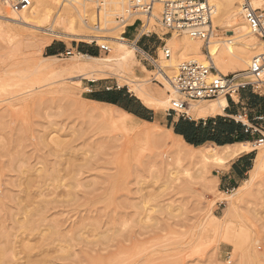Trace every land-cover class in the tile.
<instances>
[{"label":"rangeland","instance_id":"374dc122","mask_svg":"<svg viewBox=\"0 0 264 264\" xmlns=\"http://www.w3.org/2000/svg\"><path fill=\"white\" fill-rule=\"evenodd\" d=\"M115 1L110 10L116 14L127 0ZM251 1L264 10V0ZM242 3L231 9L232 16ZM10 11L0 0V264H264V170L245 184L249 172L235 188L239 192L223 191L220 177L239 156L220 163L191 162L175 154L172 144L180 142L171 134L167 116L175 98L157 67L146 69L136 51L134 73H129L132 83L116 75L93 82L61 74L75 63L72 57L81 53V45L97 49L98 56L104 57L110 52L100 45L109 43L73 37L70 24L63 20L55 24L57 34L18 25L6 19ZM160 11L156 7L157 15ZM88 12L90 16L97 11L89 6ZM78 14L74 13L79 21L76 29L95 36L93 20L86 25ZM236 18L242 21L243 16ZM108 19L106 29L120 30L115 16ZM151 23L155 26L150 35L162 44L184 34L169 33L155 20ZM213 29L212 42L229 38L214 23ZM109 34L105 30L97 35ZM179 42L181 37L175 36L174 43ZM60 44L65 45L63 52L52 55L58 59H47L49 47ZM72 48L78 51L68 56ZM168 49L172 56L175 47ZM210 52L216 63V55ZM159 54L156 63L164 58L162 50ZM194 57L179 60L172 77L181 63L198 58ZM240 71L244 70L233 62L222 73ZM132 86L135 92H130ZM143 90L150 105L138 98ZM95 93L123 101L127 94L136 99L125 104L150 119L136 115L134 119L140 129L148 128L147 136L138 137L97 116L95 112L124 115L92 102ZM228 122L237 123L234 118ZM160 135L166 142L159 143ZM256 140L253 136L249 141L253 165L264 151ZM186 151L199 157L202 150Z\"/></svg>","mask_w":264,"mask_h":264},{"label":"bare ground","instance_id":"6f19581e","mask_svg":"<svg viewBox=\"0 0 264 264\" xmlns=\"http://www.w3.org/2000/svg\"><path fill=\"white\" fill-rule=\"evenodd\" d=\"M90 1L91 0H42L40 2V0H35L36 5H34L32 1V5L28 10H24L21 12H16V11L11 12L10 11L6 19L9 22H14L18 25L29 26V27L35 28L40 31H45V32L48 30V31L53 32L54 34H57L54 29L55 24L59 22V20H63V22L70 24V27L68 28V30L71 31V35L73 37L77 36V38L80 40L81 39H88V40L92 39V40H97L103 43L104 42L109 43L108 44L109 46L107 44H101V45L109 47V52H110L109 55L100 57V56L88 55L85 53L84 54L79 53L77 58L72 57L73 59H76L75 63H73L71 66L67 68H63L60 71L61 74H66V75L72 74V75H76V77L78 78L86 77L93 82H96L105 76L116 75L123 81H127L129 83L134 82L133 80L129 78V73L133 72V68L136 63V59H137L136 51H141V50L136 45V42H130L122 34L125 32L126 26L132 24L135 21V19H132L127 23H121L116 18L115 21L118 23L119 27H121L120 30H113L112 28L106 29L107 24L110 22L108 19L109 16L117 17V15H119V13L115 14L114 11L110 10L111 5L115 4L116 1L115 0H102L103 2H105V6L101 7L99 11L97 10L95 6L96 4ZM163 1L165 0H160V2L156 5L158 10L162 9ZM171 1H177V0H171ZM243 1L244 3L246 2V0H243ZM128 2L130 3L131 0H128ZM207 2L214 8L215 17H213V23H214L215 29L219 31H224L225 33L228 34V37H229L227 39L218 37L219 39H217L215 42H212L211 40L207 46L208 50L209 51L211 50L212 53L216 55V63L215 61L214 63H215V67L217 71L223 74L222 72H226V66L229 64H232L233 62L236 63L238 66L241 67V69L245 71L249 67L253 57L259 54V52L263 51L264 49L263 41L260 38L253 35L244 17L242 18L243 16V15L241 16L242 5L240 6L241 10L240 8L238 9L237 15L232 16L231 9L233 7L236 8L239 5L240 0H207ZM249 2H251L252 5L254 6L251 0H249ZM89 6L97 11L94 13V15L91 14L89 16V12H88ZM73 11L79 13L78 15H80L81 21H84L83 23H85L86 25L89 21L91 22V19H92L94 22L93 23L94 26H92L91 28L94 30L95 33L98 34V33H102L105 30H108L110 32L109 36L107 35L99 36L97 34L95 36H92L91 34H87V32L83 28H82L83 31H78L76 27L79 21L78 22L76 21V17L74 16L75 12L73 13ZM100 13H102L104 16L102 17ZM160 13L161 11L157 15L156 10H155V13L153 14L152 17H149V18L142 17L143 20L147 22V26L142 28V34L150 32L151 28L155 25V23L150 24L152 20H155V22H157L156 24H158L157 20H159ZM239 15L242 18V21L236 18V17L239 18ZM48 23H51L50 24L51 27H49L48 29H45L46 24ZM233 32H235L236 35L229 34ZM182 35H174V37L167 39L166 41L167 48H169L170 46L175 47L174 54L170 58H167L164 55V58L161 59L162 62L160 63L155 62L156 67H157V74L162 77L165 88L172 93V96H174V98L178 97V93L174 85L175 77L174 78L172 77V73L173 71H175L177 62L182 59L183 60L187 59L190 56L198 57L196 59L199 61H203V62L207 60V59H203V57L204 56L206 57V55H204L202 51V44L200 40L190 37L187 33H184ZM213 35H214V31H213ZM175 36L181 37V42H179L178 44L174 43ZM257 38L262 42H259ZM127 45H131V46L128 47ZM210 55H211V52H210ZM47 59L56 60L58 59V57L51 56ZM129 90L130 92H135L137 89L133 88L132 86V87H129ZM141 93H142L140 95L141 97H138V98L142 100L143 103L150 105L151 100L145 94L146 92L144 91ZM138 94L139 93H137V95ZM92 102L98 103V104L109 105L111 107L119 109L123 113L124 115L123 117H120V116L116 117L114 115L115 113L112 114V113H107V112H104V113L95 112L97 116H103L106 119L110 120L111 123L116 128L132 132L136 134V136L138 137L144 138L145 136H147L146 131L148 130V128L146 131L143 130L144 128L140 129L134 123V119L137 118L134 114L129 113L128 111L124 110L118 105L96 101V100H92ZM166 103H169V102H166ZM228 104L229 103H228L227 98L223 96L216 100H212L211 103H209V105H206V106L189 105V107L186 109V113L189 116H192L195 118L215 117V116L223 114L225 109L228 107ZM141 120L145 122L146 124H150V122L146 120H143V119ZM171 134L174 137H176L180 142V144H172L175 154L179 158L187 160V161H191V162L218 161L220 163H226L227 161L234 159L243 153H250L253 150L252 148L253 144L251 142L230 143V144H225V145L216 144L215 147L206 148L205 144L200 145V146L189 144L188 142L185 141L183 137L176 135L173 131L171 132ZM148 137H150V135H148ZM157 140L160 141L159 142L160 144L162 142H166L165 137L162 135L157 136ZM139 141H140V138H139ZM258 146H264V143ZM186 148H190L193 150H202V151H201L200 156L197 157L193 155L194 154L193 152L192 154L188 153L186 151ZM263 152L264 151L260 152L255 158L254 165L251 169V177L248 180V182L245 181V184H248V183L250 184L251 182H253L256 179V177L260 175V173L264 170V153ZM70 162L68 161L67 163H70ZM93 166H90V167H93ZM79 168L80 167H78V169ZM235 191L239 192L240 190L235 189ZM235 195H236V192H235Z\"/></svg>","mask_w":264,"mask_h":264},{"label":"built area","instance_id":"2783aa9c","mask_svg":"<svg viewBox=\"0 0 264 264\" xmlns=\"http://www.w3.org/2000/svg\"><path fill=\"white\" fill-rule=\"evenodd\" d=\"M4 4L16 12L28 10L32 0H3ZM95 3L97 10L105 6L102 0H91ZM160 0H131L123 7L117 15V20L127 23L135 19L133 24L141 28L147 26L142 17H152L156 5ZM95 8V9H96ZM242 15L254 36L260 38L264 43V10L256 8L249 0L242 5ZM158 23L169 33H187L190 37L199 39L207 46L213 37L214 8L207 0H165L162 2L161 13ZM155 26V25H154ZM148 32L147 34H150ZM125 37V32L122 34ZM97 42V41H94ZM106 52L108 46L100 45ZM76 48L68 49V56L74 55ZM162 52L167 58L171 57V50L167 43L162 47ZM78 51V50H77ZM205 62L191 59L181 63L178 67L174 85L178 97L172 99L170 113L187 118L186 109L191 102H209L225 96L237 104L235 97H240L244 90H251L254 94L264 97V49L251 60L245 71L231 74H221L215 67L214 60L208 50ZM237 124L243 128V132L250 136H256V143H264V114L250 116L248 111H243L234 117Z\"/></svg>","mask_w":264,"mask_h":264},{"label":"crops","instance_id":"0c3cea01","mask_svg":"<svg viewBox=\"0 0 264 264\" xmlns=\"http://www.w3.org/2000/svg\"><path fill=\"white\" fill-rule=\"evenodd\" d=\"M125 38L129 40L130 42H136V45L141 50L138 52L141 56V61H143V65L146 69L149 67H156L154 60L156 61L159 60V55H160L159 51H161L164 45L162 44V42H159L158 40H156L153 37V35L144 34V33L142 34V28L139 25H133V26L127 27L125 29ZM49 48L54 53H58V54L62 51L61 48H58L55 46H50ZM89 49L94 50L95 52H98L97 49H93L92 47H89ZM227 100L229 104H228V107L225 109V113L219 115L217 119H215L216 116L214 118L213 117L193 118L190 116H188L187 118H182L180 115L169 112V114L167 115L169 127L175 133V127L182 120L191 122L195 128H197L198 126H203L205 128L209 125L210 121H212L211 124H212L213 130L211 132V135L214 136V134L216 133L215 129H217L221 123H227L228 118H234L236 117V115H238L239 113H242L244 110L248 111L251 117L264 114V97L254 94L249 89L241 92L240 97H238V100H236L237 104L233 103L230 99H227ZM239 106L241 108H239ZM234 107L237 109H235ZM247 107L249 109H247ZM143 110L150 112V110L146 108ZM138 112L142 114L140 111ZM175 116H178L179 119H177ZM173 118L174 119L176 118V120L173 121ZM176 135L184 138V136L182 135H179V134H176ZM240 135L245 137L244 140L240 142H249L250 138L252 137L250 135L245 134L243 132V128L241 130V133L236 132L233 135V137H239ZM207 143H215V142L206 141L204 144H207ZM235 143H239V142H235ZM252 156H253L252 153H244V154H241L236 160L231 162L229 168L227 169V171H225V173H223V175L220 177V180H219V186L221 189H223V191H230L231 189H235L237 185L240 183V181H243L244 177L249 172H251L252 165H253Z\"/></svg>","mask_w":264,"mask_h":264},{"label":"trees","instance_id":"16d2710c","mask_svg":"<svg viewBox=\"0 0 264 264\" xmlns=\"http://www.w3.org/2000/svg\"><path fill=\"white\" fill-rule=\"evenodd\" d=\"M59 48L62 49V51L60 52L62 53L65 48V45L60 44ZM79 51L85 54H90L92 56H98V52H95L94 50L89 49V46L87 45H81L79 47ZM57 54L58 53H54L50 49L51 56L57 55ZM125 97L127 99L123 101L121 99L112 98V97L104 96V95L97 94V93L91 95V99L93 100L104 101V102H108L114 105H118L130 113H133L144 119L150 120L149 118L140 114L135 109H132L127 103L125 104V101L136 102V99H133V97H131L128 94ZM142 108L145 109V107H142ZM211 123L212 121H210L209 125L205 128L203 126H198L197 128H195L191 122L182 120L175 127V133L184 136L185 140L189 144L195 145V146H200L204 144L206 141H213L217 143L218 145H225V144L243 141L245 138L244 136H241V135L239 137H233V135L236 132L241 133V130H242L241 125L236 124L234 122L221 123L218 126V128L215 129L216 133L214 134V136H212L211 132L213 130V127Z\"/></svg>","mask_w":264,"mask_h":264}]
</instances>
